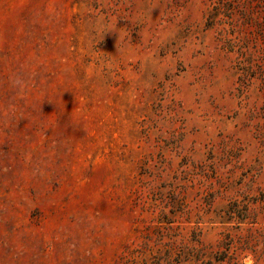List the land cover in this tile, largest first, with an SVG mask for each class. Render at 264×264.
Segmentation results:
<instances>
[{
  "label": "rangeland",
  "instance_id": "rangeland-1",
  "mask_svg": "<svg viewBox=\"0 0 264 264\" xmlns=\"http://www.w3.org/2000/svg\"><path fill=\"white\" fill-rule=\"evenodd\" d=\"M249 262L264 0H0V264Z\"/></svg>",
  "mask_w": 264,
  "mask_h": 264
},
{
  "label": "clouds",
  "instance_id": "clouds-1",
  "mask_svg": "<svg viewBox=\"0 0 264 264\" xmlns=\"http://www.w3.org/2000/svg\"><path fill=\"white\" fill-rule=\"evenodd\" d=\"M249 264H250V262H249Z\"/></svg>",
  "mask_w": 264,
  "mask_h": 264
},
{
  "label": "trees",
  "instance_id": "trees-1",
  "mask_svg": "<svg viewBox=\"0 0 264 264\" xmlns=\"http://www.w3.org/2000/svg\"><path fill=\"white\" fill-rule=\"evenodd\" d=\"M181 255V254H180Z\"/></svg>",
  "mask_w": 264,
  "mask_h": 264
}]
</instances>
